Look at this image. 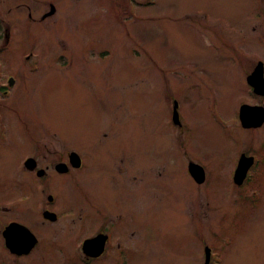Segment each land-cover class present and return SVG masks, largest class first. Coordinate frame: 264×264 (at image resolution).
<instances>
[{
	"label": "rangeland",
	"instance_id": "374dc122",
	"mask_svg": "<svg viewBox=\"0 0 264 264\" xmlns=\"http://www.w3.org/2000/svg\"><path fill=\"white\" fill-rule=\"evenodd\" d=\"M76 7L36 26L19 13L14 47L3 55L28 69L36 55H25L38 54L36 104L27 93L18 104L26 101L81 147L88 195L125 228L100 262L118 264L120 245L131 248V264H204L211 243L215 264H264V125L244 129L238 118L242 103L257 100L247 76L264 60V0H82ZM70 47L79 49L75 66ZM31 76L24 70L19 87L26 90ZM174 100L189 131L173 122ZM26 150L18 135L0 146L3 177H12ZM245 150L258 163L239 188L232 172ZM189 161L206 167L204 183L194 181ZM73 203L61 193L58 206ZM86 215L82 242L96 231ZM67 231L59 233L69 241Z\"/></svg>",
	"mask_w": 264,
	"mask_h": 264
},
{
	"label": "flooded vegetation",
	"instance_id": "af4514ba",
	"mask_svg": "<svg viewBox=\"0 0 264 264\" xmlns=\"http://www.w3.org/2000/svg\"><path fill=\"white\" fill-rule=\"evenodd\" d=\"M80 3L82 0H0V60H2L0 62V146L6 144L10 137L15 135L20 136L27 143V150L15 159L12 177H3L0 173V264H9L7 260L9 257L10 263L13 264H31V261L27 260L30 257L41 264H67L68 254L70 257L73 256L70 264H103L100 260L104 257H112L114 253L116 233L120 235L125 229L113 220L111 207L93 201L88 195L81 173L85 168L81 147L74 146L75 143L64 137L60 128L49 126L46 119L40 116L36 118L34 111H31L33 109L27 110L26 101L23 109L18 104L22 96L25 97V93L33 100L36 96L40 78L39 76L36 79V76L42 72V61L38 58V54L32 51L29 55H25L27 59L36 55V60L28 66V69H25L27 63H20L19 59L9 61L5 58L7 56L3 55L14 47L11 34L14 30L13 26L18 25L19 13L21 15L25 13L30 23L36 26L54 16L59 8L66 6L67 9L72 10L77 6L74 8L77 12ZM52 10L53 12L49 14ZM40 13L41 16L38 17ZM57 22L67 23L64 19L63 22L59 20ZM75 49L69 48L73 66L76 57L79 56V49L77 55ZM258 61L260 60L254 63L250 73ZM56 62L64 67L69 64L61 54ZM24 70L32 75L31 84L26 90L24 87H19L20 75L24 74ZM51 71L55 72V69ZM255 96L257 100L252 104L264 105V96L257 94ZM180 120L181 123L174 124L179 126L180 130L185 128L189 131V126L182 122L181 112ZM15 128L18 131H15ZM180 145L182 146V140ZM244 154L250 156L252 152L245 150L235 156L232 181L239 159ZM77 156L81 158L80 161ZM255 167L257 168V166L250 168L251 171L243 186L250 183ZM220 169L224 167L221 166ZM61 193L72 194L74 203L64 207L58 206ZM81 195L84 196L82 200ZM89 203L90 209L85 206ZM84 210L88 211L89 219L96 229L95 234L90 237L106 235L104 251L97 256H88L83 251L81 228L88 217L86 215L85 219L83 218ZM66 228L72 232L69 241L67 238L65 240L62 238L66 232L59 233L60 231L63 233ZM72 241H74L72 245L67 244ZM77 243L79 246H76ZM210 244L205 243L204 246ZM116 249L117 263L131 264V259L125 258L126 255L131 254L127 251L131 248L119 245ZM76 256L80 258V262L75 260Z\"/></svg>",
	"mask_w": 264,
	"mask_h": 264
},
{
	"label": "water",
	"instance_id": "95a60500",
	"mask_svg": "<svg viewBox=\"0 0 264 264\" xmlns=\"http://www.w3.org/2000/svg\"><path fill=\"white\" fill-rule=\"evenodd\" d=\"M53 10L49 13L51 14ZM248 83L253 87L254 92L259 95H264V64L259 62L254 71L248 76ZM239 119L244 128H260L264 125V106L243 104L239 110ZM173 121L176 124L180 122V115L178 111V101H175L173 106ZM77 159L78 158L77 156ZM254 158L246 157L245 155L239 161L235 172L234 180L241 185L248 173L249 168L253 165ZM189 171L195 181L202 184L206 180V172L202 165L190 162ZM106 236L99 235L85 240L83 244L84 252L89 256H97L102 254L106 243ZM211 258V249L206 247V263L209 264Z\"/></svg>",
	"mask_w": 264,
	"mask_h": 264
}]
</instances>
